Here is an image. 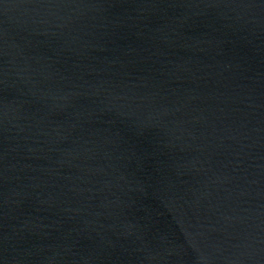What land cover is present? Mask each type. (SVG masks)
<instances>
[{
    "label": "water",
    "instance_id": "water-1",
    "mask_svg": "<svg viewBox=\"0 0 264 264\" xmlns=\"http://www.w3.org/2000/svg\"><path fill=\"white\" fill-rule=\"evenodd\" d=\"M0 264H264V0H0Z\"/></svg>",
    "mask_w": 264,
    "mask_h": 264
}]
</instances>
